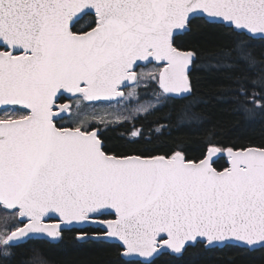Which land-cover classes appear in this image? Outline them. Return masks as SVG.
<instances>
[{
  "label": "water",
  "instance_id": "1",
  "mask_svg": "<svg viewBox=\"0 0 264 264\" xmlns=\"http://www.w3.org/2000/svg\"><path fill=\"white\" fill-rule=\"evenodd\" d=\"M86 15L96 26L73 33ZM196 18L264 40V0H0V111L28 113L0 121V206L23 223L11 246L93 229L79 241L142 263L199 243L264 248V148L117 157L99 131L56 125L70 113L63 96L120 101L149 65L164 67L168 96L191 95L195 55L174 41Z\"/></svg>",
  "mask_w": 264,
  "mask_h": 264
},
{
  "label": "trees",
  "instance_id": "2",
  "mask_svg": "<svg viewBox=\"0 0 264 264\" xmlns=\"http://www.w3.org/2000/svg\"><path fill=\"white\" fill-rule=\"evenodd\" d=\"M95 25V17L86 15L74 24L72 32L84 34ZM174 46L195 55L189 73L191 95L167 96L151 80L136 91V102L159 99L157 107L131 121L93 124L85 132L98 129L104 151L117 157L170 158L183 154L188 161L198 162L213 147L264 148V40L196 18L191 21L189 31L175 39ZM82 105L97 106L83 100ZM16 110L22 117L27 115L21 109ZM63 121L57 127H69ZM214 167L223 171L228 165L222 158ZM21 226L18 212L0 207V238H7ZM97 233L101 232L65 231L56 244L45 240H29L16 246L0 243V264H264V248L256 251L237 246L207 249L201 243L187 248L178 257L164 254L150 263H142L124 259L119 245L78 239L80 234Z\"/></svg>",
  "mask_w": 264,
  "mask_h": 264
},
{
  "label": "rangeland",
  "instance_id": "3",
  "mask_svg": "<svg viewBox=\"0 0 264 264\" xmlns=\"http://www.w3.org/2000/svg\"><path fill=\"white\" fill-rule=\"evenodd\" d=\"M164 67H148L142 68L137 71L138 80L134 86L123 90L122 94L124 101L114 104L113 106H101L104 104H97L95 108L84 107L82 105L81 98L73 99L71 114L66 118L63 123L66 126H72L73 128L80 130H88L93 124L104 125L105 123H121L124 121H131L137 115L145 114L148 111L159 105V99L145 101L141 104H137L136 91L152 80L161 85L163 93L167 94L164 81ZM140 77V79H139ZM22 113L16 109H10L0 113V121L2 120H15L16 118H22ZM99 131V130H97ZM8 237L5 239L0 238L1 246L8 242ZM6 245V244H5Z\"/></svg>",
  "mask_w": 264,
  "mask_h": 264
}]
</instances>
